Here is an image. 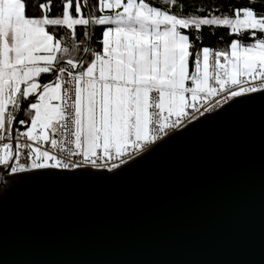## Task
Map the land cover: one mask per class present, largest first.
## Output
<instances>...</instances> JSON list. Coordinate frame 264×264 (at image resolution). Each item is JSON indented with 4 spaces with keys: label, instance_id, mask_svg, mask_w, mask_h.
Here are the masks:
<instances>
[{
    "label": "snow or ice",
    "instance_id": "snow-or-ice-1",
    "mask_svg": "<svg viewBox=\"0 0 264 264\" xmlns=\"http://www.w3.org/2000/svg\"><path fill=\"white\" fill-rule=\"evenodd\" d=\"M160 4L62 0L53 12L52 0H0L4 174L113 172L222 104L264 92V10L184 15L178 0ZM204 27L226 28L233 38L205 46ZM131 171L102 186L115 187Z\"/></svg>",
    "mask_w": 264,
    "mask_h": 264
},
{
    "label": "water",
    "instance_id": "water-1",
    "mask_svg": "<svg viewBox=\"0 0 264 264\" xmlns=\"http://www.w3.org/2000/svg\"><path fill=\"white\" fill-rule=\"evenodd\" d=\"M261 97L231 101L113 172L0 167V264H261Z\"/></svg>",
    "mask_w": 264,
    "mask_h": 264
},
{
    "label": "trees",
    "instance_id": "trees-1",
    "mask_svg": "<svg viewBox=\"0 0 264 264\" xmlns=\"http://www.w3.org/2000/svg\"><path fill=\"white\" fill-rule=\"evenodd\" d=\"M89 2L91 3V0ZM147 2L153 3L155 6H161L160 0H147ZM52 3L54 5L53 12H57L62 0H52ZM178 5H183L182 14L184 15H206L208 12H213V14L228 13L229 6H252L257 12L264 10V0H257L254 5H248V0H178ZM201 7L204 8L203 12L199 11ZM172 10L180 11L179 7L173 8ZM227 33L228 30L226 28H215L214 34H210V29L204 27L202 30L203 44L213 48L225 47L233 38L227 35ZM189 34L190 36L192 35L191 32ZM221 36H223V39H220ZM196 43L199 46L200 42L197 41ZM46 79H50V77Z\"/></svg>",
    "mask_w": 264,
    "mask_h": 264
},
{
    "label": "built area",
    "instance_id": "built-area-1",
    "mask_svg": "<svg viewBox=\"0 0 264 264\" xmlns=\"http://www.w3.org/2000/svg\"><path fill=\"white\" fill-rule=\"evenodd\" d=\"M257 93H258V92H257ZM252 94H254V93H252ZM248 95H249V94H248ZM236 99H237V98H236ZM234 100H235V99H234ZM230 102H231V101H229L228 103H230ZM228 103H226V104H222L221 107H219V108H217V109H215V110H213V111H211V112H209V113H206L204 116L199 117L197 120L192 121V122H190V123H187L186 125H184V126L181 127V128H178V129H176V130H173L172 132L169 133V135L163 137L162 139H164V138H166V137H168V136H170V135H172V134H174V133H176V132H179V131L184 130L186 127H188V126L191 125L192 123H194V122L200 120L201 118H203V117H205V116H207V115H210V114L214 113L215 111H217V110H219V109L225 107ZM162 139L158 140L156 143L160 142ZM156 143H155V144H156ZM155 144H154V145H155ZM154 145H152V146H154ZM152 146H151V147H152ZM151 147H150V148H151ZM150 148H149V149H150ZM149 149H147V150H149ZM147 150H146V151H147ZM146 151H144L143 153H145ZM143 153H141V154H143ZM141 154L135 156L134 158L140 156ZM134 158H133V159H134ZM133 159L128 160L126 164H128V163H129L130 161H132ZM22 162H23V161H22ZM126 164H125V165H126ZM122 166H124V165H122ZM122 166H121V167H122ZM85 168H91V167H90V166H87V167H84V168H78V169H56V170L75 171V170H81V169H85ZM30 171H32V170H30ZM105 171L108 172L107 170H105ZM114 171H115V170H114Z\"/></svg>",
    "mask_w": 264,
    "mask_h": 264
}]
</instances>
